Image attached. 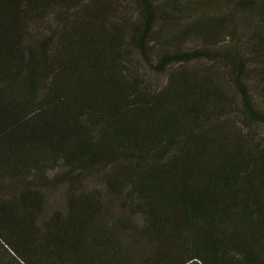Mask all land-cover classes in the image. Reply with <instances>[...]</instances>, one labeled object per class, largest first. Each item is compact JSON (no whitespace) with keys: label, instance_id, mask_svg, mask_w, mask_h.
I'll return each mask as SVG.
<instances>
[{"label":"trees","instance_id":"trees-1","mask_svg":"<svg viewBox=\"0 0 264 264\" xmlns=\"http://www.w3.org/2000/svg\"><path fill=\"white\" fill-rule=\"evenodd\" d=\"M0 264H264V0H0Z\"/></svg>","mask_w":264,"mask_h":264},{"label":"rangeland","instance_id":"rangeland-1","mask_svg":"<svg viewBox=\"0 0 264 264\" xmlns=\"http://www.w3.org/2000/svg\"><path fill=\"white\" fill-rule=\"evenodd\" d=\"M165 79L164 76H155L154 77V81L157 82V83H161L163 82ZM62 171V168H58V169H55L54 171H51L49 172V175L50 176H53L55 174H58V173H61ZM86 183V182H85ZM100 183L98 182H92V185H99ZM65 189H66V186L65 185H62L60 184L59 186H55L53 188H50V189H45V192H46V195H47V198H48V209L50 207H54L57 205H60L62 200H63V195L65 193Z\"/></svg>","mask_w":264,"mask_h":264}]
</instances>
